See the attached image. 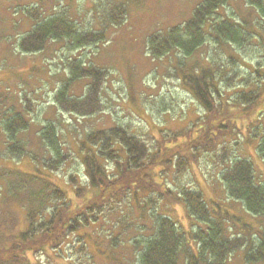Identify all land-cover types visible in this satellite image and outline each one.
Instances as JSON below:
<instances>
[{"label": "trees", "instance_id": "obj_1", "mask_svg": "<svg viewBox=\"0 0 264 264\" xmlns=\"http://www.w3.org/2000/svg\"><path fill=\"white\" fill-rule=\"evenodd\" d=\"M229 1L206 0L182 27L153 34L147 41L148 50L155 59L175 54L176 76L204 110L207 130H199L195 140L191 138L195 127L170 137L163 136L161 144L153 146L155 152L146 141L121 125L90 132L81 146L86 183L71 176L73 196L39 170L42 167L52 174L69 160L58 128L49 122L38 132L44 150L42 155L29 151L23 134L30 130V122L18 108L20 103L10 101L8 111L0 116L5 136L1 153L12 163L29 158L37 170L26 173L10 166L0 168V264H42V256L55 262L65 261L73 250L79 256L89 254L94 262L101 259L103 264H126L123 262L136 250V264H226L228 257L241 249L246 250L247 264L264 261V232L256 235L258 244L249 237L227 235L226 221L231 223V219L237 217L231 216L227 209L210 210L201 192L185 190L176 197L189 219L203 224L191 237L196 244L195 252L188 246L184 231L179 230L171 218L156 214L159 200L172 201L170 198H174L162 174L173 165L176 173L185 172L191 160L197 157L196 153L215 150L225 139L220 132L223 126H215L220 107L217 108V104L228 98L219 83L223 80L230 83L232 78L225 76L215 62L200 69L187 68L177 54L192 57L205 44L209 19ZM244 1L262 9L264 0ZM44 2L52 1L40 0L36 7L23 11L33 25L18 41L22 54L43 52L51 42L65 41L72 50H78L105 41V31H82L66 13L44 18ZM126 13L124 4L117 5L107 22L111 27H120ZM213 28L216 37L227 42L243 45L247 40L237 25L221 22ZM70 62V74L54 96L57 107L77 117L102 113L105 108L102 87L108 72L94 65H83L77 59ZM249 80H243L246 86L251 83ZM82 81L88 82V86L85 95L79 98L71 92ZM234 95L235 102L245 111L257 107L261 99L259 92H235ZM2 96L8 101L7 95ZM226 119L227 130L238 128L231 123V115ZM181 138L186 143L178 144ZM223 151L226 154V150ZM258 152L264 161V138ZM225 159L224 155L222 161ZM221 180L229 201L241 203L253 216L264 217V184L257 183L250 161H233ZM130 216L132 225L127 221ZM134 225L135 231L145 235L141 234V239L128 240L127 235ZM89 231L95 235L93 238ZM247 233L250 234V230Z\"/></svg>", "mask_w": 264, "mask_h": 264}, {"label": "rangeland", "instance_id": "obj_2", "mask_svg": "<svg viewBox=\"0 0 264 264\" xmlns=\"http://www.w3.org/2000/svg\"><path fill=\"white\" fill-rule=\"evenodd\" d=\"M51 1L42 5L44 18L66 13L80 30L105 31L106 39L99 45L78 50H72L65 41L51 42L43 52L22 54L18 41L33 25L23 11L36 7L40 0H0V116L8 111L10 101L19 102L18 108L30 122V130L23 136L28 141L29 151L40 155L44 150L38 132L49 122L56 125L69 160L58 172L51 174L42 167L39 170L50 176L57 186L73 196L74 187L69 178L74 176L86 183L81 146L90 132L121 125L153 147L161 144L163 136L186 132L191 127H195L191 134L193 140L199 130H207L204 110L176 76L178 61L175 54L155 59L147 45L151 35L164 33L172 27H182L206 0ZM120 4L126 6V18L120 27H111L107 22L108 16ZM221 22L237 25L245 34L246 42L237 45L216 37L213 27ZM205 31L206 42L192 57L184 58L181 53L177 57L179 61L184 60L187 68L200 69L215 62L225 76L232 78L230 83L225 80L219 83L228 98L217 104V108L220 107L215 126H223L220 132L225 139L215 150L196 153L197 157L191 160L185 172L176 173L173 165L162 174L164 184L174 198H170L172 201L159 200L156 208V214L171 218L179 230L184 231L188 246L194 252L196 244L191 237L195 230L202 229L203 224L189 219L184 208L177 203L176 197L185 190L201 192L210 210L227 209L231 216L237 217L236 220L231 219V223L226 221L227 235L249 237L258 244L256 235L264 232V217L253 216L245 211L241 203L229 201L221 180L226 168L233 161L242 159L252 163L257 183L264 184V161L258 152L264 138V1L262 9H257L244 0H230L209 19ZM232 58L234 61H230ZM74 59L108 72L101 95L105 108L93 117L64 113L54 100L56 90L70 74V61ZM245 79L251 81L248 86L243 82ZM87 86L88 82H79L71 94L80 98L85 95ZM235 92H259L260 103L245 111L240 103L235 102ZM2 95H7L8 101ZM228 99L231 101L227 102ZM229 115L231 123L238 128L226 129ZM4 141L0 125V168L10 166L26 173L37 170L29 158L12 163L8 156L1 153ZM182 143L186 142L181 138L178 144ZM224 155L226 159L222 161ZM159 192L162 193V190ZM127 221L132 225L131 216ZM134 228L135 225L127 235L128 240L141 239V234L145 235ZM89 232L93 238L95 235ZM137 253L138 250L133 251L123 263L136 264ZM245 255L246 250L241 249L230 255L226 264H247ZM40 261L42 264H103L101 259L94 262L89 254L79 256L74 250L65 261L60 259L55 262L44 256ZM257 264H264V261Z\"/></svg>", "mask_w": 264, "mask_h": 264}]
</instances>
